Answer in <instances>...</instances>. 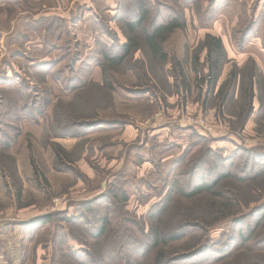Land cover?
I'll return each instance as SVG.
<instances>
[{"label":"rangeland","instance_id":"1","mask_svg":"<svg viewBox=\"0 0 264 264\" xmlns=\"http://www.w3.org/2000/svg\"><path fill=\"white\" fill-rule=\"evenodd\" d=\"M2 10L14 18L7 23L0 15V142L7 143L0 147V177L9 181L5 188L0 180L5 199L1 206L8 207L7 189V194L14 195L17 210L21 208L17 211L21 217L14 216L15 227L9 230L18 238L14 264H51L52 241L58 238L80 258L77 264H94L99 258L118 264L124 260L151 264L156 249L146 247L152 246L148 239L156 232L165 238L186 233L169 247V259L197 247L203 254L190 264H264V213L246 216L264 202V77L259 68L264 64V0H0ZM141 16L145 17L142 26L130 32L127 22ZM167 23L177 28L164 32L160 42L166 58H153L146 34ZM207 35L220 38L225 51L213 89L204 78L202 42ZM129 38L135 52L119 63L122 43ZM232 72L236 73L233 101L222 106L216 94ZM250 74L255 98L251 115L241 124L237 117L244 101L239 85ZM88 94L100 97L82 115L89 118L94 113L98 126L66 128L63 135L54 134L56 116L71 114L65 110L88 100ZM129 96L147 97L145 102L153 99V105L163 110L158 111L162 117L173 106L171 96L180 109L187 96H194L205 109L191 114L178 111L176 121L184 131L181 148L171 156L164 154L175 142L168 137L159 142L150 139L149 144L160 149L152 158L153 163L158 159L159 175L142 179L138 187L133 179H124L125 167L128 175H134L132 165H118L114 170L105 163L108 157L103 151L113 145L110 137L115 134L94 138L93 150L86 138L89 132L107 128L104 111H133L134 105L125 106ZM112 119L116 124L122 120ZM200 119L207 130L196 124ZM24 122L31 125L30 132L23 131ZM150 127L144 124L142 141L149 140ZM71 139H79L73 148L57 142ZM52 145L68 154V166L57 165ZM197 163L198 171H190ZM211 168L229 174L217 187L216 198L228 212L209 209V195L190 201L179 192V185L197 187V176ZM49 169L56 175L49 176ZM211 173L203 178L209 181ZM88 202L91 210L83 211ZM229 212L235 215L218 220ZM43 215H57L56 221L25 224ZM61 217L71 222H62ZM103 218L106 232L95 239ZM8 245L0 241V250L7 251Z\"/></svg>","mask_w":264,"mask_h":264},{"label":"trees","instance_id":"2","mask_svg":"<svg viewBox=\"0 0 264 264\" xmlns=\"http://www.w3.org/2000/svg\"><path fill=\"white\" fill-rule=\"evenodd\" d=\"M140 16V14H139ZM145 17H138L135 21L127 22V26L130 30V32H133L134 29L137 27H141ZM174 28H177L173 24H168L165 27H157L154 30H152V34H146V40L145 43L147 47L150 50V53L153 58H159L161 60H164L166 57L162 51L161 44L160 42L162 41V37L164 32L170 33L173 31ZM202 48L205 50V64L207 67V73L206 77H204L208 81L209 89H213L216 86V83L220 77V73L223 67V62L225 60V51L223 48V44L220 38L218 37H213L211 35H207L205 39L202 42ZM135 44L134 41L131 40V38L127 39V42L121 46V52L122 55H120L117 60L118 62H122L126 57L129 55L133 54L135 52ZM178 67L180 66V63L176 64ZM178 75H180L178 73ZM253 74L248 75L246 79V83L240 84L239 85V95L242 97V100L244 101L243 106L240 108L241 114L237 117V120L239 123L245 122L247 118L251 115V106L252 102L254 99V88H253ZM182 84H185V81L181 80ZM236 87V73L232 72L229 77L224 81V83L220 86V89L218 90L216 94V101H218L219 104L224 106L225 104L230 103L233 101V90ZM88 100L85 102H82L81 100L77 101L75 105L71 106L70 108L66 109L65 111L71 114L65 115L62 118H67V117H73V120H66L64 121L61 116L57 118L56 116V121L53 126H52V132L54 134L58 135H63L62 131L66 128H81L84 127V130L87 129H92L96 126H98V120H96L94 113L92 114L91 117L87 118L82 115V112L85 111H91L92 106L95 105V103L98 101L97 97H100L99 94L95 95L94 94H88ZM104 99V95H103ZM60 108L58 107V111ZM62 112V111H61ZM79 114V115H78ZM8 116V113L6 114ZM77 117V118H76ZM76 118V119H75ZM1 118H0V123H1ZM60 131V132H59ZM60 134H59V133ZM0 136H1V130H0ZM58 136V137H60ZM7 146V143H1L0 142V147H5ZM53 151L56 156V162L57 165H62V166H68L67 161H68V154L59 146L57 145H52ZM180 162H177L173 168L179 167L181 164ZM197 164H193L192 167H190V171L196 172L197 170ZM187 171V170H186ZM184 171V173L186 172ZM209 174L210 176L213 175V178L210 179L209 181H206L207 179L203 178V175L206 173L211 172ZM172 173V172H171ZM204 174H199L197 176L196 181L199 183V185L195 188L190 187L191 185H187L186 188H182L181 185H179V192L181 195L189 199L190 201L197 199L199 197H203L206 195H209L211 197L210 204L208 205L209 209H218L216 212L220 211H226L228 212V207L221 203L220 201H217L216 198H218V190L217 187L223 180H226L229 177V174L227 170L225 172H222V170H216L215 168H211L210 171L208 172L204 171ZM173 179L172 174L169 175V180ZM173 182V181H172ZM183 189H185L184 194H183ZM221 197V196H219ZM169 199V196L167 199L161 204V209L158 211H162L164 209L165 204H167ZM92 202V201H91ZM88 202L83 205L82 210L83 211H89L91 210V205L92 203ZM158 212L156 214H158ZM209 213V211H208ZM259 213H264V202L260 204L259 206L251 209L250 213L246 215L247 217H254V215L259 214ZM235 213H225L222 215V217L218 218L219 221L225 220L226 218L230 216H234ZM57 215H43L39 217H35L27 221L25 223L28 226H43L46 224L54 223L56 220L53 217H56ZM156 216V215H155ZM245 216V217H246ZM62 222H71V219H64L61 217L60 219ZM186 220V219H185ZM258 219L256 223L258 222V225L260 224L261 220ZM105 218L101 219V225H100V230L97 232V234L94 236L95 239L102 238L105 234L106 230V225H105ZM156 225H160L161 221L157 218L155 221ZM186 225V224H185ZM185 225H181V227H185ZM152 236L149 237V242L152 244L151 247H146V250H151L152 248H155V255L152 258L151 264H190L189 262L193 261V259L200 257L203 254V249L202 248H197L194 247L192 251L182 253L179 256H177L175 259H169L167 256V252L169 250V247L173 243H178L180 240L185 238L186 233H181L179 235H174L169 238H165L164 236H161L160 233H154L151 234ZM56 238V237H55ZM73 240V238H72ZM75 240V238H74ZM53 245V251H52V258H51V264H77V261H80V258L76 256V254L70 253L65 246V244L62 242V240L55 239L52 241ZM66 253H69L66 255ZM84 255L88 254L85 252ZM135 256V253H134ZM111 258V257H110ZM109 258V259H110ZM65 260V261H64ZM64 261V263H63ZM94 261V260H93ZM124 264H132L131 260L130 261H123ZM94 264H118L117 261H109L107 262L106 259L99 258L98 260H95Z\"/></svg>","mask_w":264,"mask_h":264},{"label":"crops","instance_id":"3","mask_svg":"<svg viewBox=\"0 0 264 264\" xmlns=\"http://www.w3.org/2000/svg\"><path fill=\"white\" fill-rule=\"evenodd\" d=\"M11 14H13V12ZM0 15L2 16V18H5L7 20V23H8V20H10V19L14 20L13 15H9L5 11L0 12ZM12 24H14V23H12ZM125 43H126V41H123L122 45ZM260 66H259V68L262 70L263 77H264V64H262ZM228 77H229V75L225 79H223V81L221 82V85L224 83V81ZM218 81H219V79H218ZM218 81H217V83H218ZM217 83H216V85H217ZM146 99H148V98L147 97L141 98V97H136V96L135 97L129 96V98H125V106L128 107V106L134 105L133 111L130 110L131 108L126 109V111H122V110L121 111H104L103 113H104V116L106 117V119L104 120V127H107V128L103 129V127H102L101 129H97V130L93 131L92 133L89 132L86 136V138L90 142L89 146H90L91 150H93V149H95V146H93L94 138H104V137L106 138L107 135H112V134L116 135V137H110L112 140L115 141L113 143V145L111 147H109L108 149L103 151V155L105 157H108L107 160H105V163H106V165L110 166L111 169H114V170H117L118 167L122 166V165L123 166L124 165L125 166L126 165H132V167L134 168V175H128L126 172V167H125L124 168L125 169L124 179L126 181L133 179L135 181V183L137 184V186L135 185L136 187H138V183L140 181H142V179L146 178V179L153 180V178H157L159 175V171L157 169L158 163L156 162L158 159L153 163L152 158L159 154L160 149L158 147V144H156V145L149 144L150 141H152L150 139L155 137V139H157L159 142V141H162L163 139H165L166 137H168V138H170V142H175L174 145L170 147V150L164 154L165 158L171 156L174 153V150L177 147L181 146V143H182L181 142V140H182L181 139L182 138V132L181 131H184V130L180 129L183 127L178 125V122L176 121L178 118V111H186V113H189V114H191L193 112L194 113L195 112L200 113L201 111H205L204 105L199 104V100L198 99L195 100L194 96L185 97L184 102H182V108L181 109H180L179 105L175 102L176 99L174 98V96H171L168 100L170 101V104H172L173 106L170 108H167L165 110V111H167L166 117H162V115L158 111H163V110H159L155 104L153 105V101H154L153 99L149 98L153 101L147 100L145 102L144 100H146ZM144 104L146 107L150 106V108L149 109L146 108L144 106ZM205 107H206V105H205ZM150 112H151V114L149 116ZM115 116H118L122 119V120H120V122L118 121V124L112 122L113 121L112 118H114ZM144 117H147V118H145V120H144ZM172 120H174V121H172ZM50 122H51V118H50ZM110 122H112V123H110ZM146 123H149L151 126L150 132H149L150 138L148 141H147V139L145 141H142L143 126ZM23 124H24L23 131L25 130V132H30L29 128H31V125L27 124L25 122ZM23 124H22V127H23ZM48 124H49V120H48ZM169 124H172V126L177 125V127H179V129L177 127L173 128V127L169 126ZM109 127H111V128H109ZM40 131H41V129H38V135L39 136L41 135ZM78 140L79 139L57 140V142L61 143L63 141L65 143H68L69 146L71 148H73L74 145L78 142ZM138 141H140L141 145L139 143H137ZM144 145H145V147L142 148ZM148 146H151L149 148V153L147 150ZM93 155L96 156L95 152L93 153ZM53 159H54V155L52 154L51 166H52ZM83 163L84 164L88 163V160H85ZM36 173H35V175H36ZM48 173L50 174L49 176L56 175V173H54V171L51 169H49ZM20 174H21L20 171H18L19 176H20ZM153 175H154V177H152ZM45 177H48V174H46ZM45 177L43 175L42 179L46 180ZM1 178H2V175L0 177V180H1ZM5 180L6 181L4 182V179L2 178L1 184H3L4 185L3 187L6 188L7 187L6 183L9 186V181L7 179H5ZM136 187H135V189H137V191L140 190ZM4 192H5L4 193L5 196L9 200V204H8L7 208H4L1 206V204L4 203L5 199H4V195H3L2 191H0V241H3L4 244L6 241L7 244H9V245L7 247V251L3 252L0 250V252H2V253H0V255H3V256H0V261L2 262V263L1 262L0 263L1 264H14V259L16 256L15 248H16V242H17L18 238L15 237V239H14L13 236L11 235V233H9V230L11 231L14 229V227H15L14 216H17L20 214V213H17V211L20 210L21 208L17 210V208L14 204L15 201H14V195L12 192H11V195L7 194V189H5ZM8 200H6V201H8ZM18 217H21V215H19ZM41 252H42V250L40 248H38L36 253H38V257L40 259H42V256H41L42 254H40ZM43 259H44V257H43ZM43 263L40 262L38 264H43Z\"/></svg>","mask_w":264,"mask_h":264},{"label":"built area","instance_id":"4","mask_svg":"<svg viewBox=\"0 0 264 264\" xmlns=\"http://www.w3.org/2000/svg\"><path fill=\"white\" fill-rule=\"evenodd\" d=\"M196 124L207 130V126L203 123L202 119L198 120V122H196Z\"/></svg>","mask_w":264,"mask_h":264}]
</instances>
